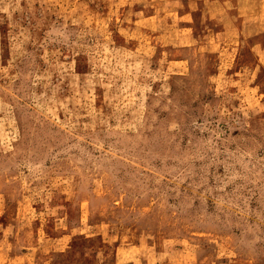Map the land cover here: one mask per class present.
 <instances>
[{
    "label": "rangeland",
    "instance_id": "374dc122",
    "mask_svg": "<svg viewBox=\"0 0 264 264\" xmlns=\"http://www.w3.org/2000/svg\"><path fill=\"white\" fill-rule=\"evenodd\" d=\"M0 264H264V0H0Z\"/></svg>",
    "mask_w": 264,
    "mask_h": 264
}]
</instances>
